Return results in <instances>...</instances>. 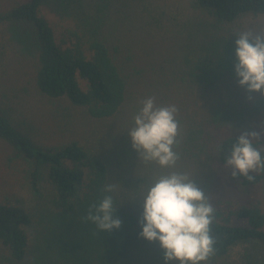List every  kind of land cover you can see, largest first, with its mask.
Segmentation results:
<instances>
[{
  "label": "rangeland",
  "instance_id": "obj_1",
  "mask_svg": "<svg viewBox=\"0 0 264 264\" xmlns=\"http://www.w3.org/2000/svg\"><path fill=\"white\" fill-rule=\"evenodd\" d=\"M26 0H0V17ZM194 0H48L40 14L56 35L93 33L106 43L126 82L125 98L115 114L90 116L67 98H51L36 84L38 48L30 23L0 19V110L36 143L58 147L76 141L106 165L109 190L124 216L130 217L126 250L120 264H164L157 242L139 236L140 198L148 184L171 170L185 172L212 206L230 201L235 206L258 202L264 211V179L246 191L220 164L215 146L223 138L256 132L264 152V96L248 92L227 74L215 85L194 81L184 58L189 47L219 28V21ZM255 34L264 29V16L246 14L223 29ZM222 29V30H223ZM152 97L158 106L177 108L175 169L147 162L131 147L127 131L141 101ZM32 164L16 155L0 138V202L21 203L35 213L40 196L50 186L41 177L39 191L29 182ZM259 171V170H258ZM233 223H240L235 218ZM217 264H264V242L248 240L232 245ZM0 264H16L0 242ZM171 264V262H169Z\"/></svg>",
  "mask_w": 264,
  "mask_h": 264
},
{
  "label": "trees",
  "instance_id": "obj_2",
  "mask_svg": "<svg viewBox=\"0 0 264 264\" xmlns=\"http://www.w3.org/2000/svg\"><path fill=\"white\" fill-rule=\"evenodd\" d=\"M46 1L20 2L0 17L31 24L38 48V89L51 98L65 97L71 104L85 107L94 118L112 116L124 101L126 82L106 43L92 32L74 33V39L58 37L39 12ZM193 2L220 24L218 30L189 47L184 62L192 80L212 86L227 74L234 75V41L241 31L223 27L246 14L264 16V0ZM237 136L231 134L216 144L215 155L220 164H226L230 144ZM0 138L13 147L17 156L32 164L29 182L34 191H39L41 177L50 186L40 196L35 213L19 202H0V242L9 259L16 264H120L130 217L123 215L112 191H105L109 189L105 163L76 141L58 147L36 143L2 110ZM254 142L258 147L261 144L259 139ZM249 175L231 178L246 191L264 179V170ZM104 195L113 197L114 207L117 206L113 215L121 224L103 233L87 216ZM213 208L211 257L225 255L237 242H264V211L257 201L239 206L218 201ZM233 218L240 223H233Z\"/></svg>",
  "mask_w": 264,
  "mask_h": 264
},
{
  "label": "clouds",
  "instance_id": "obj_3",
  "mask_svg": "<svg viewBox=\"0 0 264 264\" xmlns=\"http://www.w3.org/2000/svg\"><path fill=\"white\" fill-rule=\"evenodd\" d=\"M234 57L232 71L238 85L264 96V29L255 34L251 31L237 34ZM176 112L174 104L158 106L152 97L141 101L133 116V127L127 134L131 147L145 161L175 169L179 158L175 151ZM257 136L254 131L242 132L230 144L225 163L233 177L264 170V152L254 142ZM218 150H222V146H218ZM139 198V236L148 242H157L164 264H202L213 253L210 225L214 208L187 173L171 170L158 176ZM116 208L113 197L104 195L87 219L103 233L119 228L121 221L113 215Z\"/></svg>",
  "mask_w": 264,
  "mask_h": 264
}]
</instances>
